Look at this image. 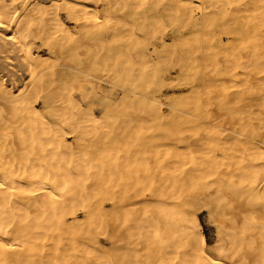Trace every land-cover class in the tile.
Wrapping results in <instances>:
<instances>
[{
  "label": "bare ground",
  "instance_id": "1",
  "mask_svg": "<svg viewBox=\"0 0 264 264\" xmlns=\"http://www.w3.org/2000/svg\"><path fill=\"white\" fill-rule=\"evenodd\" d=\"M0 264H264V0H0Z\"/></svg>",
  "mask_w": 264,
  "mask_h": 264
},
{
  "label": "rangeland",
  "instance_id": "2",
  "mask_svg": "<svg viewBox=\"0 0 264 264\" xmlns=\"http://www.w3.org/2000/svg\"><path fill=\"white\" fill-rule=\"evenodd\" d=\"M233 52V51H232ZM176 70H174V71H172V73L170 74V77L171 78H173L172 76H174L176 73H173V72H175ZM173 74V75H172ZM172 75V76H171ZM176 76V75H175ZM174 76V77H175ZM182 91H183V89H182ZM103 92V91H102ZM184 92V91H183ZM162 109L164 110V111H166V109H167V107L166 106H162ZM99 114V112L97 111L96 112V115H98ZM136 142H138V141H136ZM222 144H224V143H222ZM134 145H135V147H136V149H135V157H136V163L137 164H135L134 162H132V161H129L127 158H126V160H128V162L130 163L131 162V164H132V166L134 167L135 165V168H133V167H131V169L130 168H127L126 167V169H127V171L126 172H130L131 173V170L133 169V170H136L137 171V166H138V168H140L141 167V169H142V167L143 166H145L146 168H147V164L145 163V161H146V158H145V156H146V150H145V147L144 146H142V145H138L137 146V143H135V141H134ZM225 146H224V148H226V149H228L229 150V147H227V146H232V144L231 145H229V144H224ZM222 146V145H221ZM129 154L132 152V146L131 147H129ZM127 152V154H128V151H126ZM125 152V153H126ZM124 154V153H123ZM216 158H220L221 159V157H219V156H217ZM122 159V158H121ZM121 159H119V160H121ZM219 159V160H220ZM127 162V161H126ZM209 161H206V163H208ZM129 163H125V164H127L129 167L131 166V164L129 165ZM142 163H145V165H142ZM134 164V165H133ZM209 164V163H208ZM211 164V163H210ZM145 167H143V169H145ZM129 169V170H128ZM140 169V171L141 172H144L145 170H141ZM132 170V172L133 173H136V171L134 172ZM139 170V169H138ZM128 172V173H129ZM139 172V171H138ZM141 172H139V173H141ZM207 201H205V203H206ZM203 208V207H202ZM200 208V209H198V210H196L197 211V213H198V218H199V221H200V224H201V228H202V232H203V234H204V236H205V239H206V241L208 242V243H213L214 241H215V238H216V228H215V226H214V223L212 222V218H210L209 217V215H208V213L206 212V209L205 208Z\"/></svg>",
  "mask_w": 264,
  "mask_h": 264
}]
</instances>
